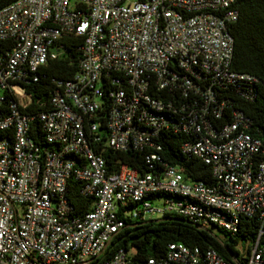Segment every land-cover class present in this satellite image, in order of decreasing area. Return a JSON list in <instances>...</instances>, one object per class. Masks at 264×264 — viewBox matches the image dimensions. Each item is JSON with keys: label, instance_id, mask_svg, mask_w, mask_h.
<instances>
[{"label": "built area", "instance_id": "obj_1", "mask_svg": "<svg viewBox=\"0 0 264 264\" xmlns=\"http://www.w3.org/2000/svg\"><path fill=\"white\" fill-rule=\"evenodd\" d=\"M237 0H15L0 7V264H132L106 256L125 220L165 214L199 228L259 229L230 261L215 249L168 244L143 264H264V139L235 98L252 101L258 79L230 68ZM70 35L79 53L67 80L44 68ZM48 82L39 85V82ZM43 86L32 104L26 86ZM45 91V92H46ZM103 97V98H102ZM38 124L40 140H36ZM210 167L186 178L160 155L161 135ZM106 149L143 153V174L107 164ZM69 180L90 198L75 213ZM156 200H161L156 205Z\"/></svg>", "mask_w": 264, "mask_h": 264}, {"label": "trees", "instance_id": "obj_2", "mask_svg": "<svg viewBox=\"0 0 264 264\" xmlns=\"http://www.w3.org/2000/svg\"><path fill=\"white\" fill-rule=\"evenodd\" d=\"M13 1L15 0H0V7ZM236 7L239 12L238 18L227 26L233 37L230 68L254 75L258 83L257 96L252 101L237 98L234 100L239 109L253 120L254 127L251 133L264 139V0H237ZM61 41H63L65 52L60 57L49 61L44 71L50 78L67 80L76 71L79 53L75 48L77 41L73 37L66 35ZM47 83L40 81L39 85H47ZM26 91L32 98V104L25 111L39 110L35 100L45 101L48 96L46 89L43 86L30 84L26 86ZM38 127L36 123L35 136H33L36 140H40L41 136ZM160 139L162 148L159 153L165 162L179 166L186 178L190 180L211 182L208 165L193 156L181 153L179 144L184 140L182 135L164 133ZM103 156L109 165L121 162L135 168L139 174L148 171L142 152L106 149ZM65 196L74 207L75 213H82L89 209L91 200L80 195L77 181L69 180ZM125 224V227L109 243L105 255L108 256L121 248L128 251L132 264H143L149 257L162 258L171 242H182L202 250L213 248L224 259L230 261L232 256H237L242 241L245 242V247H249L259 229V222L255 217L249 216L241 217L238 230L233 234L214 227L222 234V238L216 235L211 227L199 228L188 218L176 214H165L161 218L145 222L125 220Z\"/></svg>", "mask_w": 264, "mask_h": 264}, {"label": "rangeland", "instance_id": "obj_3", "mask_svg": "<svg viewBox=\"0 0 264 264\" xmlns=\"http://www.w3.org/2000/svg\"><path fill=\"white\" fill-rule=\"evenodd\" d=\"M161 202H162L161 200H156L155 204H156V205H160ZM211 230H212L216 235H218L219 237L222 238V234H221L216 228H214L213 226H211ZM241 246L245 247V242H244V241H242V245H241ZM129 252H131V250H129Z\"/></svg>", "mask_w": 264, "mask_h": 264}]
</instances>
